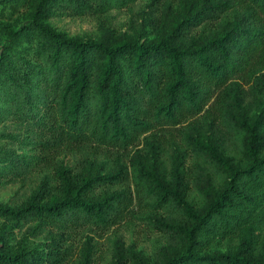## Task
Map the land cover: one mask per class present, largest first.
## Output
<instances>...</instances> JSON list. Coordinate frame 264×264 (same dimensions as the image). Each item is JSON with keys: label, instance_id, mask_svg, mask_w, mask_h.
<instances>
[{"label": "trees", "instance_id": "trees-1", "mask_svg": "<svg viewBox=\"0 0 264 264\" xmlns=\"http://www.w3.org/2000/svg\"><path fill=\"white\" fill-rule=\"evenodd\" d=\"M133 1L0 0V183L24 179L58 148L124 150L141 140L156 154L155 131L199 114L211 98L226 143L183 134L167 179L134 156L129 167L119 159L80 173L55 164L54 179H41L22 205H0L20 232L34 222L13 245L0 243V264H63L62 234L107 228L129 212L126 193L108 192L127 178L164 237L152 260L133 257L139 264H264V107L251 119L236 114L240 80L263 91L264 0H202L146 41L79 38L48 23L66 13L108 22ZM47 226L59 235L32 246L29 237Z\"/></svg>", "mask_w": 264, "mask_h": 264}, {"label": "rangeland", "instance_id": "rangeland-1", "mask_svg": "<svg viewBox=\"0 0 264 264\" xmlns=\"http://www.w3.org/2000/svg\"><path fill=\"white\" fill-rule=\"evenodd\" d=\"M229 1L236 2V0ZM201 3L202 0H134L119 8H113L108 22L102 17L66 13L50 18L48 23L56 30L79 38L106 40L136 38L146 41L166 34L187 13L197 12ZM235 6L239 8L238 3ZM217 25L218 19L210 23L208 27L214 29ZM262 78L264 84V71ZM262 87L264 91V86ZM240 88L242 90L240 109L236 114L251 119L264 107L263 91L255 88L252 81L247 78L240 80ZM212 100L213 98L199 114L178 124L164 125L157 129L154 134L155 141L153 140L158 145L154 146L156 154L147 153L145 149H141L144 145L141 140L124 150L114 148L107 150V148L85 144L69 150H63V148L52 150L43 157V160L36 163L37 166L33 167L32 172L24 179L0 183V205L8 207L22 205L37 189L41 179L47 177L50 181L54 179L55 164L68 166L73 172L80 173L89 168L115 167L120 163L119 159H122L121 163L129 167L131 156H134L146 169L156 173L158 177L161 176V179H167L172 174L176 150L178 148L185 150L183 134L191 132L201 138L207 136L217 142L220 147L226 143V134L219 124L218 113L209 107ZM11 130H13L11 126L6 129L7 132ZM8 146L17 150L28 149L21 148L16 143H9ZM185 166L191 168L189 162H186ZM105 187L97 188L95 193ZM108 192L126 193L131 200L128 206L129 212L124 213L107 228H79L74 232L66 231L62 234L65 239L63 245L68 249V256L63 264H139L133 258L134 256L150 261L154 257L157 245L164 242L162 231L151 221L147 212L148 206L140 196L136 195L130 178L125 179L123 183L115 184ZM146 201H148L147 198ZM30 224L34 222L27 225ZM27 225L23 226L20 232V224L0 217V243L8 242L13 245L20 239ZM58 235L57 231L47 226L41 235L29 238L33 241L32 246L38 245L45 248V245L54 241ZM219 249L223 248L219 247ZM87 257L89 260L86 261Z\"/></svg>", "mask_w": 264, "mask_h": 264}]
</instances>
